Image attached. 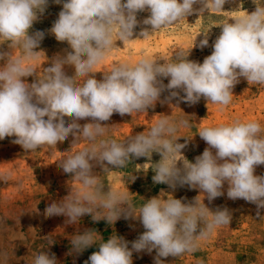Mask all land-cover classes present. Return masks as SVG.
<instances>
[{
	"label": "clouds",
	"instance_id": "clouds-1",
	"mask_svg": "<svg viewBox=\"0 0 264 264\" xmlns=\"http://www.w3.org/2000/svg\"><path fill=\"white\" fill-rule=\"evenodd\" d=\"M53 2L62 4V10L48 31L58 42H67L71 51L55 56L37 79L35 62L41 52L37 49L45 33L37 30L30 34V30L45 13L49 0H0V140L14 136L12 142L26 152L56 146L70 135L73 143L80 139L89 142L58 162L80 187L70 188L62 200L48 205L45 215L65 216L68 224L78 223L84 215H90L93 222L104 220L108 224L121 218L139 220L145 231L132 242L111 236L98 244L99 250L85 264H133V252L145 250H155V264H164L161 258L196 252L199 241L229 225L232 219L227 208L211 211L196 198L185 203L182 199L157 196L136 208L127 193L111 186L105 191L100 175L93 172L92 161L105 173L112 168H124L141 157L149 158L151 163L155 152L161 159L151 163L154 183L172 189L187 185L199 189L211 202L224 195L222 189L227 182V197L255 204L259 216V209H264V176L254 172L256 166L264 165V130L258 121L235 120L202 128L198 134L208 147L195 157L194 163L182 153L187 141L178 143L182 136H177L181 128L191 126L189 120H173L163 114L150 129L124 142L102 138L109 127L102 122L109 121L114 113L124 116L147 112L157 102L170 103L176 98L193 105L203 97L226 107L240 77L249 84L264 85V4H256L250 14L223 23L212 53L203 63L187 59L189 53L185 56L183 52L176 54V62L161 63L144 57L135 65H114L110 73L98 80L92 70L105 59L115 42L134 40V30L140 23L138 12H150L143 24L150 25L151 31L141 30L139 36L143 39L191 15L197 3L206 9L211 5L222 10L226 0ZM5 44L7 50L2 47ZM199 46H208L207 35ZM14 49L21 52L15 58ZM66 65L74 67L73 76L66 75ZM31 76L35 80L29 84L24 78ZM79 78H83L82 83L77 82ZM163 78H169L166 85ZM166 90L169 95L162 101ZM89 118V123L78 122ZM180 161L182 166H178ZM9 178L8 174L0 175V181L7 182ZM98 235L95 229L78 232L70 241L72 251L81 253L97 244ZM32 264H57V259L54 253L50 255L43 249L34 256Z\"/></svg>",
	"mask_w": 264,
	"mask_h": 264
},
{
	"label": "rangeland",
	"instance_id": "rangeland-1",
	"mask_svg": "<svg viewBox=\"0 0 264 264\" xmlns=\"http://www.w3.org/2000/svg\"><path fill=\"white\" fill-rule=\"evenodd\" d=\"M255 2L226 0L222 10H217L211 5L206 9L202 3H197L193 6L196 11L191 15H187L178 23L154 31L143 39L139 36L140 31H151L150 25L143 24L150 12H138L137 20L140 23L134 30V40L125 41L124 44L117 40L105 59L93 68L92 74L100 80L103 74L110 73L114 65L125 62L135 65L144 57L161 60V63L176 62L175 56L180 52L185 56L189 53V60L203 63L205 57L213 51V42L222 31L221 25L233 22L235 17L250 14L257 5L264 4V0ZM61 10L62 4L49 0L45 13L30 30V34L37 30L45 33L37 49L41 51L35 62L37 79L42 77L43 68L50 66L55 56L66 55L65 50L71 51L67 42H58L48 31ZM205 35L208 38V46L201 48L200 41ZM2 47L7 50V44ZM20 54L19 49L13 50V58ZM64 71L66 75L73 76L75 70L74 67L66 65ZM24 79L31 84L35 76ZM77 82L82 83L83 78H79ZM168 82L169 78H163L165 85ZM232 94L231 103L226 107L208 102L203 97L193 105L176 98L170 103L157 102L155 107L147 112L124 116L114 113L109 121L102 122L109 125L106 137L102 138L124 142L132 135L150 129L163 114L170 115L173 120L186 119L191 121V126L178 131L177 136H182L178 143L187 141L182 153L194 163L195 157L201 155L208 147L198 134L204 127L231 124L240 120L258 121L264 130V85L249 84L245 78L240 77L239 83L232 89ZM168 95L166 90L161 100ZM180 95L183 96L184 93L180 92ZM65 119L70 122V118ZM78 122L83 125L91 120L89 118ZM261 134L264 135V131ZM14 139L13 136L0 140V175L8 174L10 177L7 182L0 181V264H32L34 256L43 249L50 255L55 254L57 264H85L89 256L99 250L98 244L106 242L111 236L117 235L132 242L145 231L139 220L121 218L113 224H108L104 220L93 222L90 215H84L78 223L68 224L65 216L45 215L48 205L62 200L70 188L80 187L71 174L63 172L58 162L82 150L89 142L80 139L73 143L74 138L70 135L67 140L58 142L56 146H43L37 151L26 152L20 145L12 142ZM160 159V154L152 153L151 163H157ZM91 163L94 165L93 172L99 174L105 183V191L107 186H111L127 193L129 201L136 208L152 197L161 196L165 199H182L185 203L193 202L196 198L211 211L224 208L229 210L232 217L229 225L217 228L207 239L199 241L198 250L194 253L161 258L164 264H264V209H259L260 215L257 216L258 209L255 204L243 199H229L227 182L222 189L224 195L210 202L199 189H191L187 185L172 189L166 184L154 183L152 177L155 173L147 157L133 159L126 167L112 168V171L105 173L95 161ZM178 166H182V161L178 162ZM254 174L264 176V165L256 166ZM86 229H95L99 233L97 244L81 253L72 251V236L78 232L83 233ZM50 241L53 242L51 245ZM155 257V250L151 253L145 250L133 252L132 260L133 264H155Z\"/></svg>",
	"mask_w": 264,
	"mask_h": 264
}]
</instances>
